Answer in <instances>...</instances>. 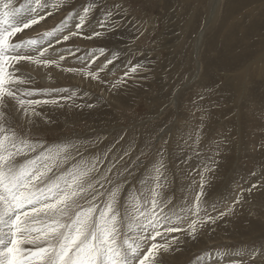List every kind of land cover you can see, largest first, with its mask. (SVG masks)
Listing matches in <instances>:
<instances>
[{
    "label": "rangeland",
    "instance_id": "374dc122",
    "mask_svg": "<svg viewBox=\"0 0 264 264\" xmlns=\"http://www.w3.org/2000/svg\"><path fill=\"white\" fill-rule=\"evenodd\" d=\"M25 2L12 0L16 7ZM89 3L94 9L81 34L62 39L76 31L74 17L59 35L38 46L54 45L43 57L59 61L53 73L22 62L32 78L28 87L66 89L61 95L71 96L57 105L60 113L54 104L39 106L42 115L33 135L48 145L70 141L84 156L103 158L107 152L101 170L123 156L107 186L124 184L122 197L139 189L163 158L162 194L172 201V211L185 210L180 226L186 231L167 237L179 240L161 253L159 264H264V0H68L15 39H40L69 12L80 13ZM107 11L113 16L102 28ZM94 32L101 35L93 37ZM114 55L118 58L105 67ZM136 64L143 66L131 73ZM122 77L126 82L114 88L120 99L109 100L104 89ZM4 112L22 133L24 120L12 102ZM201 174L205 195L194 215ZM237 198L241 204L234 203ZM206 217L214 222H203ZM192 220L203 222L194 235L187 230ZM156 242L166 240L157 237ZM254 250L258 254L252 259Z\"/></svg>",
    "mask_w": 264,
    "mask_h": 264
},
{
    "label": "snow or ice",
    "instance_id": "6c2138e0",
    "mask_svg": "<svg viewBox=\"0 0 264 264\" xmlns=\"http://www.w3.org/2000/svg\"><path fill=\"white\" fill-rule=\"evenodd\" d=\"M67 3L68 0H26L16 7L12 0H0V264H159L161 253L179 240L172 236L168 241L167 237L186 231L180 226L184 220L181 213L185 210L172 211L169 208L172 201L165 200L162 194L165 186L163 158L152 165L151 174L141 182L139 189L122 197L124 184L107 186L112 185L109 173L117 169L123 156L114 157L101 170L107 152L103 158L84 156L70 141L48 145L31 131L35 118L42 115L39 106L60 105L71 96L61 95L66 89L28 87L32 78L23 71L22 62L59 66L57 60L43 59L54 46L51 42L47 47L38 46L47 38L59 35L74 17L78 19L76 31L62 39L68 41L70 36L81 34L94 5L87 4L80 13L69 12L40 39L16 40L15 37ZM112 16L113 13L107 11L100 27L106 28ZM100 35V32L93 33V37ZM60 42L56 40L57 44ZM104 51L100 49L101 54ZM30 52L37 54L30 55ZM117 58L114 55L113 59H108L105 67ZM59 60L64 57L60 56ZM142 66L132 65L131 73ZM87 75L97 78L95 73ZM123 82L126 81L122 77L113 88ZM53 93L57 95L53 97ZM34 96L44 98L33 99ZM9 102L24 120L22 133L6 119L4 108ZM210 170L205 168V171ZM204 187L201 174L194 211L189 209L194 215L201 210ZM234 203H240L239 198ZM223 215L225 213L221 212L220 216ZM214 219L206 217L203 222H214ZM203 222L192 220L187 230L194 235L197 224ZM157 237L165 238L166 243H157ZM147 243L150 246L145 251ZM257 254L254 250L251 258Z\"/></svg>",
    "mask_w": 264,
    "mask_h": 264
},
{
    "label": "bare ground",
    "instance_id": "6f19581e",
    "mask_svg": "<svg viewBox=\"0 0 264 264\" xmlns=\"http://www.w3.org/2000/svg\"><path fill=\"white\" fill-rule=\"evenodd\" d=\"M239 4V3H238ZM242 6V5H241ZM261 15V14H260ZM259 15V16H260ZM256 18V17H255ZM257 18H259V17H257ZM211 21V20H210ZM262 27H264V26H262ZM256 28V27H255ZM259 29V28H258ZM234 30H235V28H234ZM253 31H255V30H253ZM240 39V38H239ZM254 42V41H253ZM201 43V42H200ZM195 49V48H194ZM253 62V61H252ZM250 63V62H249ZM258 67V66H257ZM48 70H50L51 72H52V65L51 66H48V67H46ZM31 69H33L32 67H31ZM247 70V69H246ZM260 70H262V69H260ZM54 72V71H53ZM52 72V73H53ZM263 72V71H262ZM40 74V73H39ZM237 74V73H236ZM260 74V73H259ZM46 78H48V77H45V80L46 81H48V82H46L48 85H51V86H53L54 84V82H53V80H48V79H46ZM86 80V79H85ZM50 82V83H49ZM81 82V81H80ZM249 82V81H248ZM82 83V82H81ZM191 83V82H190ZM110 86V87H109ZM113 86L111 85V83H109L108 82V86L104 89V91H106L107 93H108V97H109V100H113V101H118L119 99H120V97H119V95H118V92H117V90H115L114 88H112ZM255 87V86H254ZM257 89V87L255 88V90ZM258 94V93H257ZM55 106V105H54ZM56 107V109H57V111H59L58 110V107H57V105L55 106ZM253 107V106H252ZM260 107V106H259ZM15 108V107H14ZM257 108V107H256ZM261 108V107H260ZM5 109V108H4ZM257 111V110H256ZM262 111V110H261ZM57 113H60V111L59 112H57ZM257 113V112H256ZM260 113H262V112H260ZM18 114V113H17ZM19 115V114H18ZM263 115V114H262ZM9 116V115H8ZM258 116V115H257ZM259 117H262V116H258V118ZM22 118V117H21ZM23 119V118H22ZM262 119V118H261ZM247 120V119H246ZM11 121V120H10ZM35 121L37 122V118H35ZM44 122H47V120H43ZM258 121H260L259 119H258ZM254 123V122H253ZM258 123V122H257ZM247 125H249V124H247ZM47 127L49 126V125H46ZM256 139V138H255ZM254 139V140H255ZM157 141V140H156ZM242 165H244V164H242ZM255 165V164H254ZM247 167V166H246ZM242 168V167H241ZM241 171V170H240ZM241 174V173H240ZM248 174V173H247ZM253 176V175H252ZM253 178V177H252ZM261 178V177H260ZM243 182V181H242ZM241 184V183H240ZM237 185H239L238 183H237ZM235 187V186H234ZM238 188V187H237ZM242 188V187H241ZM234 189V188H233ZM229 190V189H228ZM237 190V189H236ZM239 190V189H238ZM234 191V190H233ZM256 193V192H255ZM235 194V193H234ZM249 194V193H248ZM258 194H259V192H258ZM231 195V194H230ZM252 197V196H251ZM259 197V196H258ZM235 198V197H234ZM232 199V198H231ZM207 200V199H206ZM234 200V199H233ZM237 200V199H236ZM250 201H252V200H250ZM248 202H249V199H248ZM231 203V202H230ZM229 204V203H228ZM227 204V205H228ZM241 204V203H240ZM240 204H239V206H240ZM226 205V207H228ZM243 205H244V203H243ZM246 205H248V203L246 204ZM250 206H251V204H249ZM242 206V205H241ZM245 206V205H244ZM263 207V206H262ZM237 208V207H236ZM235 208V209H236ZM247 209L249 208V207H246ZM245 208V209H246ZM253 208V207H252ZM251 208V209H252ZM246 211V210H245ZM243 213H244V210H243ZM246 214V213H245ZM236 216V215H235ZM251 216V215H250ZM237 217V216H236ZM234 217H230V220H231V222H232V220L233 221H236V219H233ZM246 218V217H245ZM229 220V221H230ZM228 221V220H227ZM219 224V223H218ZM235 228V227H234Z\"/></svg>",
    "mask_w": 264,
    "mask_h": 264
}]
</instances>
